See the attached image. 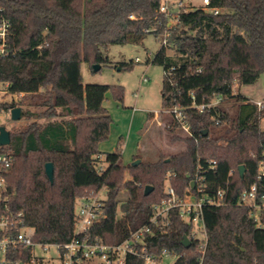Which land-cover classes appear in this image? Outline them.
I'll use <instances>...</instances> for the list:
<instances>
[{"label":"trees","instance_id":"16d2710c","mask_svg":"<svg viewBox=\"0 0 264 264\" xmlns=\"http://www.w3.org/2000/svg\"><path fill=\"white\" fill-rule=\"evenodd\" d=\"M161 3L0 0V14L11 23L9 54L0 56V83L9 82L11 92L23 93L21 118L28 120L10 129L7 150L15 158L6 172L0 210L7 205L10 212H21L25 224L34 227L36 241L68 242L76 236L77 198L105 190V216L90 230L93 238L117 244L149 225L153 232L144 237L147 253L159 258L167 249L177 256L173 264H198L192 225L178 208L157 223L151 218L154 205L167 198V180L180 196L202 180L209 195L225 191L223 205L203 209L208 242L202 264H264V209L239 202L253 183L259 187L258 202L263 201L259 164L264 161V111L240 87L264 72V0H210L208 9H184L174 26L160 12ZM167 32V45L151 61L164 70L163 109L183 110L191 134L168 113L171 139L184 142V149L125 164L120 146L114 152L99 149L112 125L106 94L112 90L123 101L124 87L84 83L82 63L102 68L112 62L106 54L110 45L141 43L149 33L162 39ZM216 95L222 98L217 106L195 107ZM232 99L230 111L225 103ZM104 157L107 166L102 165ZM47 162L54 164L53 182L46 174ZM148 185L153 190L146 195ZM123 189L125 198L120 197ZM126 264H144V258L129 253Z\"/></svg>","mask_w":264,"mask_h":264},{"label":"built area","instance_id":"2783aa9c","mask_svg":"<svg viewBox=\"0 0 264 264\" xmlns=\"http://www.w3.org/2000/svg\"><path fill=\"white\" fill-rule=\"evenodd\" d=\"M192 0H162L160 12L168 26H174L180 21V13L187 10ZM203 8L208 9L210 0H202ZM202 7V6H199ZM210 11L218 13L220 9L210 8ZM11 33L10 20L0 14V56L9 54L8 38ZM169 33L161 39L162 45H167ZM136 61H140L137 57ZM148 75H142L141 81L147 82ZM10 83H0V113H7L11 116L12 108L22 106L19 104L23 93H14L9 89ZM11 94V99L6 96ZM222 98L217 96L209 103L195 104L200 111L217 106ZM14 102L6 107L5 103ZM257 106L261 108L262 102L257 101ZM172 114L177 119L184 132L191 134L189 121L183 110L174 106L163 110ZM0 145V201L6 186V172L10 170L14 158L8 146ZM210 167L216 166V160L210 162ZM259 179L264 180V161L259 164ZM103 166H98L102 170ZM167 198L154 205V215L151 221L157 223L159 218L167 216L172 208H178L181 217L192 225L191 237L197 240V250L200 253L198 264H202L205 254L208 233L204 222V206H221L225 203V191L218 190L214 195H209L204 191V184L199 180L196 187L188 189L184 195L180 196L174 187L168 182L165 185ZM259 187L253 183L243 190L239 196V202L251 207L264 209V192L261 194L262 202H258ZM106 198H101L99 194L91 193L77 198L75 204V234L68 242L45 243L34 239V227L25 224L22 213L10 212L6 205L0 210V264H86L95 258L99 260L95 264H126L127 254L139 255L144 258V264H160L164 256L171 255L167 249L161 252V257H155L146 252L144 237L153 231L149 225H143L131 233V236L117 244H107L99 238H93L90 230L95 223H98L105 216L104 205ZM255 217L259 213H254ZM139 244H142L139 246ZM39 249L41 251H39ZM53 250L51 253L50 250Z\"/></svg>","mask_w":264,"mask_h":264},{"label":"rangeland","instance_id":"374dc122","mask_svg":"<svg viewBox=\"0 0 264 264\" xmlns=\"http://www.w3.org/2000/svg\"><path fill=\"white\" fill-rule=\"evenodd\" d=\"M199 6H204L202 0H192L188 9ZM144 39L141 43L110 45L106 54L112 62L102 65L100 70H92L86 62L82 63L84 83H103L124 87L123 101L118 99L112 90L106 94L104 105L111 115L112 125L108 138L100 142L99 149L104 153L114 152L120 146L122 160L125 164H132L140 159L154 161L159 158L160 153L177 152L185 147L184 142L171 139L172 133L167 126L170 117L163 111L162 105L164 70L161 65L151 61L160 49L162 40L153 33H149ZM137 57L140 58L138 62L136 61ZM122 62L133 63L121 68L119 63ZM142 75H148L149 80L142 82ZM240 89L241 92L249 95L252 101L260 99L263 103L260 109L264 111V72L260 74L256 82L244 84ZM11 97V94L6 96L7 99H11ZM234 103L232 99L225 105L230 111H233ZM150 114L152 115L150 116ZM27 123L28 120H24V118L13 120L7 113H0V125L7 126L9 130L22 127ZM132 124H134L131 134L132 150L129 156H124V147L129 138ZM261 127L264 129V117L261 120ZM175 134H179L178 131ZM114 140L116 144L112 149L103 148V145L101 147L103 142L112 145ZM102 160V165L107 166L108 160L105 157ZM128 176L129 174L126 173V177ZM168 182L167 180L166 184ZM91 193L99 194L101 198L107 196L105 190H93ZM120 195L121 198H125L127 192L123 189ZM39 251L41 250L39 249ZM50 252L52 253L53 250L51 249ZM176 259L175 254L164 256L160 264H173ZM98 262L99 260L95 258L86 264Z\"/></svg>","mask_w":264,"mask_h":264},{"label":"water","instance_id":"95a60500","mask_svg":"<svg viewBox=\"0 0 264 264\" xmlns=\"http://www.w3.org/2000/svg\"><path fill=\"white\" fill-rule=\"evenodd\" d=\"M101 68V64H94L93 65V69L94 70H99ZM22 116V107L21 106H16L14 108H12L11 110V118L13 120H19L21 119ZM207 130H205L206 132ZM11 143V133L10 130L7 128V126L5 125H0V145H6V144H10ZM46 174L48 176V178L50 179L51 182L54 181V164L53 162H47L46 166ZM245 172V167L244 165H240L239 167V173L241 176L244 175ZM192 187H194V182L192 183ZM153 190V186L148 185L145 188V194L148 195L151 191ZM184 245L186 247H189L191 245V240L188 236L184 237V241H183Z\"/></svg>","mask_w":264,"mask_h":264},{"label":"crops","instance_id":"0c3cea01","mask_svg":"<svg viewBox=\"0 0 264 264\" xmlns=\"http://www.w3.org/2000/svg\"><path fill=\"white\" fill-rule=\"evenodd\" d=\"M241 90V89H240ZM243 93V92H242ZM244 94V93H243ZM246 95V94H245ZM248 97H249V95H247ZM250 98V97H249ZM257 101H260V99L259 100H255V102H257ZM133 126H134V124H132V126H131V130H130V133H129V138H128V140L126 141V144H125V147H124V156H129V154H130V152H131V145H133V144H131V142L133 143V141H131V137H132V128H133ZM111 136H112V134H111ZM110 143H102L101 144V147H102V145L104 146L103 148H108L109 150L110 149H112L114 146H115V140H114V142H112V145L110 144ZM112 146V147H111ZM129 148H130V150H129Z\"/></svg>","mask_w":264,"mask_h":264}]
</instances>
